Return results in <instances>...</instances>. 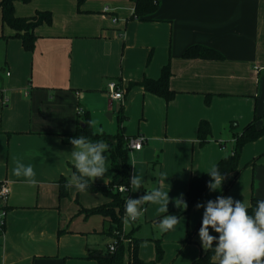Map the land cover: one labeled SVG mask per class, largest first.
<instances>
[{
    "label": "crops",
    "instance_id": "crops-1",
    "mask_svg": "<svg viewBox=\"0 0 264 264\" xmlns=\"http://www.w3.org/2000/svg\"><path fill=\"white\" fill-rule=\"evenodd\" d=\"M134 7L130 0H85L80 6L77 0L15 1L16 18L51 15L49 25L34 29L31 52L2 23L0 9V184L7 182L10 188L0 264H61L60 258L93 261L99 256L96 250L84 247L73 257L62 253V246L68 239L96 234L89 226L95 217L100 218L101 240L110 237L108 219L79 214L97 205L85 203L89 193L75 187L69 188L67 198L77 200V214L61 219L65 199H59L58 182H68L73 174V146L65 140L77 129L79 110L89 120L104 113L108 121L91 126L92 131L114 135L120 107L125 122L134 107L140 108L137 133L127 135L124 123L121 127L125 138L144 137V146L162 135L158 118L165 117L168 140L186 143L198 142V124L207 121L211 145H217L219 130L230 129L229 124L234 122L233 133L240 135L253 121V109L264 98V0H158L146 21L135 17ZM192 47L219 56H185ZM165 67L170 71L169 88L176 94L170 103L138 86L127 91L131 83L158 80ZM111 82L123 87L122 103L107 95ZM261 105L264 108V101ZM245 154L250 158L244 160ZM108 159L109 172L93 184L111 181ZM241 159L239 172L224 179L231 185L229 191L242 174L264 166V138L246 146ZM254 159V167H245ZM17 163L31 165L35 185L14 174ZM252 198L264 199L253 196L250 203ZM76 219L86 225L83 231L73 228Z\"/></svg>",
    "mask_w": 264,
    "mask_h": 264
},
{
    "label": "rangeland",
    "instance_id": "rangeland-1",
    "mask_svg": "<svg viewBox=\"0 0 264 264\" xmlns=\"http://www.w3.org/2000/svg\"><path fill=\"white\" fill-rule=\"evenodd\" d=\"M263 101L264 98L260 99V101L256 103L255 109H253V115L256 119V129H261L264 124V108L261 105ZM128 115L129 118L123 125L127 129V135H135L137 133V128L142 124L140 120V108L134 107ZM105 119L104 113L94 117L97 124L99 122L103 123ZM240 123L241 122L238 124L240 125ZM165 124V117L158 118L157 128L163 132L162 135H158L157 139L154 141H149L148 145L144 146L141 152L133 153L132 155V152H129V164L131 168L130 177L135 172L142 181V187L138 191L132 188L130 178L129 185L131 188V198H139L145 195L147 190L153 188H159L163 192L168 193V212H160V205L158 204L146 203L142 215L138 220L130 222L127 225L124 224L123 220L120 231L114 232L118 235L113 233L112 238L107 236L104 240H101L102 236L97 234L101 229L98 226L100 218L95 217L89 221V226L93 227L97 233H90L89 231L90 234L82 236V239H68L63 243L62 253L78 257L83 253V248L87 247L90 252L96 250L97 255L102 257L105 253L109 252L112 240H116V248L121 245L124 249L123 263L132 264L130 257L131 246L134 241H139L137 256L139 260H143L142 262L144 264H190L205 252L199 237V229L202 225L204 208H197V204L206 205L209 200L214 201L218 196H224L231 197L233 200L242 201L248 206L250 205V197L257 196L264 198V166L258 165L255 166L253 172L248 171L244 175L242 174L236 186L230 191H225L227 183H225L224 180L220 190L206 191L187 215H181V210L179 208L185 193L188 191L190 178L195 176L199 177L202 176V174L204 175V173L210 171L219 160L230 157L234 143L231 139V129H226L224 131L219 130V142H217V145H211L209 142L201 146L198 142L186 143L168 140L167 132H164ZM233 124L235 123L233 122ZM94 128H97V126ZM97 135L115 136L116 134L109 135L106 133H99ZM168 137L171 138L172 136L168 134ZM219 145L221 146L220 150ZM105 155L109 158L108 151ZM249 158L250 155H244V160ZM133 162L134 167L131 165ZM106 166L109 169L107 162ZM88 198L89 199H87L85 203L92 207L93 205H97L96 207L100 206V203L107 199L101 194H89ZM74 201L75 197L70 199L66 198L64 200L63 208L65 213L61 214V219L68 217L67 215L72 214L73 211L74 215L77 214L78 208ZM78 201L79 203H84L81 199H78ZM74 215H72V217ZM165 215L176 216L179 222L175 225L174 229L162 232L159 228V221ZM69 220L70 219H68V221ZM77 220L78 219L72 222L73 228L75 229L78 227V229L83 231L86 225L82 223L81 220ZM209 232L211 235L217 234L211 228ZM187 235H190L189 243L185 241ZM64 247H67V249ZM158 247L161 253H158ZM61 257L63 256L61 255ZM60 259H58V262L61 264H98L96 260L82 261L77 258L70 260L67 258Z\"/></svg>",
    "mask_w": 264,
    "mask_h": 264
},
{
    "label": "trees",
    "instance_id": "trees-1",
    "mask_svg": "<svg viewBox=\"0 0 264 264\" xmlns=\"http://www.w3.org/2000/svg\"><path fill=\"white\" fill-rule=\"evenodd\" d=\"M15 1H21L23 3H28L30 0H1L0 9L2 15V23L11 28L15 35L14 37L19 39L22 43V47L25 51L31 52L34 48V42L36 37L33 31L36 27L51 23V15L47 12L37 13L31 19H19L14 16L13 3ZM85 0H77L78 6L82 5ZM134 3V15L140 21H146V18L155 13L157 9L158 0H130ZM219 56L217 53L202 49L200 47H192L188 49L185 56L191 57H212ZM170 71L168 67L163 68L161 75L158 80H143L141 83H131L128 86L127 91L135 86L141 87L145 93L153 95L162 99L165 103H170L175 97V93L169 88ZM255 118L252 122L246 125L240 135L234 134L235 126L233 123L230 124V129L232 132V140L234 143L233 151L230 157L221 159L216 165L219 167L221 174L227 178L232 173H238L240 170V160L243 150L246 146L256 143L262 138H264V124L261 129H256ZM89 117L87 113L78 114V126L74 134L67 136L65 143L71 145L70 140L78 136L87 137L91 141L103 140L105 141L109 148L108 154L110 158V169L112 172V179L107 185H96L91 181L90 186L84 190L89 194H101L107 198L110 202L107 205H103L90 210L80 209L79 214L83 215L85 219L92 216H100L104 219L109 220L108 233L112 238L114 232L120 231L122 227V222L125 214V199L117 192L118 187H125L127 192L130 193L129 188V178H130V164H129V151L127 149V144L129 138L124 136V127L121 125L126 121V118L122 114V107L118 112L117 116V127H119L118 132L115 136L108 135H97L93 133L91 125L89 124ZM84 125V127H82ZM211 138V127L207 121H201L197 127V140L201 146L207 144ZM257 159L252 160L250 163L246 164L251 167L255 166ZM215 165V166H216ZM75 172V168H72ZM211 178L206 173L199 177H191L189 181L188 191L185 193L181 204L180 210L181 215H187L198 200L203 196V194L209 189L208 184ZM67 181L62 178L59 184V199H66L68 197L69 188L65 187ZM231 185L227 186L226 192L230 189ZM264 200V199H261ZM259 199L252 198L249 205V214H253V210L256 207V203ZM77 203V200H75ZM185 204L187 207L185 208ZM145 205V204H144ZM143 205V209H144ZM202 224V222H201ZM213 236H217L215 234ZM187 243L190 242V235L186 236ZM215 246V242L214 245ZM138 247L139 241H134L131 246V261L132 264H144L138 259ZM158 253H161L158 247ZM98 264H124V249L119 245L115 252H107L104 256H98L95 259ZM190 264H217L214 258V247L210 250H205L204 254L198 259L194 260Z\"/></svg>",
    "mask_w": 264,
    "mask_h": 264
},
{
    "label": "clouds",
    "instance_id": "clouds-1",
    "mask_svg": "<svg viewBox=\"0 0 264 264\" xmlns=\"http://www.w3.org/2000/svg\"><path fill=\"white\" fill-rule=\"evenodd\" d=\"M89 124L95 127L97 121L90 120ZM70 143L73 146L71 155L75 172L65 187H75L79 191H84L90 186V181L93 183L97 178H104L108 172L106 166L108 157L105 153L109 146L103 140L91 141L84 136L72 138ZM131 165L134 167V162ZM13 171L16 176H24L29 184L37 183L31 165L17 163ZM206 173L211 178L209 189L220 190L225 176L219 171L218 165ZM130 184L137 191L142 187V181L135 172L130 177ZM121 191L127 189L122 188ZM146 203L158 204L160 212H168V193L153 188L139 198L128 197L125 201L124 224L138 220ZM196 207L204 208L199 229L202 247L205 250L214 247L217 264H264V200L257 201L251 215L245 203L231 197L218 196L214 201L209 200L206 205L197 204ZM178 222L176 216L165 215L159 221V228L162 232H167L174 229ZM210 228L218 237L210 234Z\"/></svg>",
    "mask_w": 264,
    "mask_h": 264
},
{
    "label": "built area",
    "instance_id": "built-area-1",
    "mask_svg": "<svg viewBox=\"0 0 264 264\" xmlns=\"http://www.w3.org/2000/svg\"><path fill=\"white\" fill-rule=\"evenodd\" d=\"M108 11L107 9L104 10V14H107ZM116 20H113L115 22ZM8 75V74H7ZM107 95L109 96L110 100L112 101H117V102H122L123 97H124V89L122 86L116 84L115 82H111L107 85L106 89ZM79 113H82L81 110H79ZM78 113V114H79ZM145 138L142 136H137L135 138H129L128 144H127V149L129 152H138L141 151L142 148L145 145ZM122 188L125 187H118L117 192L122 195L126 201V199L130 196V193L127 191H121ZM126 189V188H125ZM9 195H10V188L9 184L7 182H2L0 184V236L3 235L4 230H5V223H6V217H7V203L9 200ZM124 220V218H123ZM115 235H118L117 233H114ZM117 242L116 240H112V244L109 247V252L112 253L116 249Z\"/></svg>",
    "mask_w": 264,
    "mask_h": 264
},
{
    "label": "water",
    "instance_id": "water-1",
    "mask_svg": "<svg viewBox=\"0 0 264 264\" xmlns=\"http://www.w3.org/2000/svg\"><path fill=\"white\" fill-rule=\"evenodd\" d=\"M82 127H84V125H82Z\"/></svg>",
    "mask_w": 264,
    "mask_h": 264
}]
</instances>
